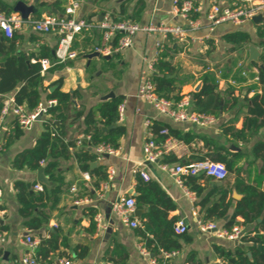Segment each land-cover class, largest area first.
<instances>
[{
	"label": "crops",
	"instance_id": "1",
	"mask_svg": "<svg viewBox=\"0 0 264 264\" xmlns=\"http://www.w3.org/2000/svg\"><path fill=\"white\" fill-rule=\"evenodd\" d=\"M14 4L18 0H1ZM28 5H34L37 12L31 14V19H40L48 15H60L59 4H67L68 0H23ZM224 5H231L233 0H222ZM212 0H201L199 13L200 28L191 32V37L186 41L172 38L165 40L166 44L173 45L170 62L175 68L177 85L180 87L181 95H190L198 92L203 86V76L207 72L208 65L215 68L221 67L228 77L219 80V90L224 96L222 103L230 100V91L234 89V95L239 99L238 104L230 112H222L215 125L211 127H199L190 123H177L159 114V112L148 101L136 96L143 70L148 66L155 54L156 35L138 33L133 38V45L107 60L102 57L88 58L87 55L94 52L95 46L102 42V31L95 27L106 18H111L113 12H121L126 8V14L133 17L137 23L164 24L171 27H188V20L174 11L173 0H85L80 11L76 14L77 20H85L90 26L83 28L78 34L77 42L79 47L87 44V51L78 54L73 60H68L71 64L63 69L53 66L47 70L44 76L45 87L60 88L61 91L73 94L71 105L68 110L69 118L66 122V142L79 139L87 129L86 117L89 112L98 107L101 103L114 99H104L110 93L115 94V98H122L125 103L124 119H118L113 124L122 126L124 133L120 138V146L117 154L108 156H98L97 160L90 161V170L82 169L78 162L76 152L81 145L70 149L69 157L59 159L58 168L51 173L45 170L44 175L49 183L44 184L38 180V172L41 169L31 170L29 168L16 169L14 167L15 158L24 150L32 149L37 144L41 134L45 131L43 119L37 120L31 127H17L16 119L7 116L4 119V133L0 137V208L3 211L0 227L5 232V242L0 244V264H23L22 258L29 250L24 238L32 235L39 241L49 239L57 235L61 245L55 252H51L49 259L57 264L59 259L70 258L72 264H150L147 257L139 251V241L135 229L123 223L120 216L113 211V204L120 196L131 195L137 200L140 196L141 188L147 183L158 185L168 198L169 206L168 219L184 220L188 225V231L184 234H176L175 238L181 245L178 256L174 259V264H188L189 255L195 252L202 264L221 263L227 264V260L220 254L217 247H222L226 251L235 254L241 250L250 261L261 262L259 252L252 248V243L238 240H228L219 237L216 232H201L197 225L194 209L199 210V217L203 218L199 202L200 197L195 193V199H191L181 187L176 179L160 167L162 160L166 156L169 159L176 158L177 161H170L169 164L189 163L202 158L213 160L215 149L207 143V140H214L218 145L226 146L232 152L233 170L224 180H215L210 177L199 178L198 182L205 187V193L212 192V202L221 198L227 192L226 201H231L228 216L232 215L237 202L244 197L243 186L249 184L264 190V159L263 152H255L254 148L258 143L264 142V127L258 132L246 129L250 134L248 142L240 140L229 141L223 133V124L232 123L235 130H240L244 126L245 118L249 115L248 107L244 97H253L264 92V85H257L259 69L264 70L262 58L264 56V37H259V31L264 28V20L258 22L253 19L246 21L242 25L235 26L230 23H223L211 32L208 28L207 12L211 7ZM87 5V9L84 6ZM13 13H18L14 12ZM20 14V13H19ZM21 15V14H20ZM89 19V21H88ZM22 37L17 41L16 54L23 55L26 63L31 65L36 62V55L40 53L42 46L52 49V58L59 43V35L52 33H39L29 25H24L16 30ZM241 31L251 37V43L233 46L226 40V36L232 32ZM4 33V32H3ZM210 36L207 38V36ZM6 37L5 34H3ZM0 36V44L4 37ZM8 38V37H7ZM89 39V40H88ZM255 45L262 53L259 62H248L249 46ZM73 46V45H72ZM81 48L76 51L80 52ZM34 54V55H33ZM10 54L0 55V69L5 67V63ZM169 60V59H168ZM256 64V65H255ZM244 70L250 75L247 81L232 83L233 75ZM215 73V72H214ZM254 75V76H252ZM199 84L200 89L196 91ZM24 83H19L14 91L1 94L0 102L14 97ZM54 89V90H55ZM50 92L51 89H50ZM46 98V92L42 94V101ZM76 101V103L74 102ZM231 103H229V106ZM193 106V102H192ZM194 108V107H193ZM240 110V111H239ZM238 111V112H236ZM81 112L79 115L78 113ZM97 120L100 119L99 113ZM151 119L152 122L163 121L171 127L184 133L193 134L194 140L185 143L175 139L171 142L172 148L167 154L162 156L158 162L149 163L145 160L143 151L144 143L147 139V127L145 121ZM58 122L56 124L55 122ZM55 125L59 126L61 121L55 120ZM103 125L99 122V128L103 133ZM233 146V147H232ZM242 153V155H236ZM225 154V152H223ZM235 154V155H234ZM172 157V158H171ZM96 162L95 166H91ZM98 168H106L109 171L115 170V174L109 180H99L94 175ZM145 171L150 175V180L143 178L139 171ZM89 178L85 177V173ZM60 178L59 191L54 194L53 178ZM187 179V178H186ZM242 181L238 185L237 181ZM222 182L218 184L219 182ZM22 184V186H19ZM36 184H41L43 189L49 187L45 200L38 201L37 207L33 209L30 216L22 212L23 204L20 196L25 198L39 196L43 190L35 188ZM76 186L77 191L73 192L72 187ZM218 187V188H217ZM189 188V187H188ZM190 189V188H189ZM143 190V189H142ZM191 190V189H190ZM193 191V190H191ZM194 192V191H193ZM78 197H89V203H76ZM161 209H166L163 204H158ZM88 208H94L97 214L102 216V226L92 229V217ZM142 210L140 216L133 214L139 220L142 227V218L148 212V206L144 205L136 210ZM96 214V215H97ZM42 218L43 226L37 230L29 227L31 218ZM45 218V219H44ZM204 219V218H203ZM239 221L243 219L238 217ZM264 220V214L257 222ZM219 227L224 228L225 221L216 222ZM244 234L252 232V235L260 233L264 236V230L257 227L256 223L241 226ZM79 246L87 247L89 252L86 257H78L81 251ZM261 246V247H260ZM39 248V246H38ZM258 251H263L262 244L257 246ZM237 257V256H236Z\"/></svg>",
	"mask_w": 264,
	"mask_h": 264
},
{
	"label": "trees",
	"instance_id": "2",
	"mask_svg": "<svg viewBox=\"0 0 264 264\" xmlns=\"http://www.w3.org/2000/svg\"><path fill=\"white\" fill-rule=\"evenodd\" d=\"M108 1V0H105ZM195 7L200 6L201 0H192ZM65 6L59 4L58 10L60 16L65 15ZM14 12L13 6L6 2L0 0V13L11 15ZM126 14V8L123 7L121 12H113L111 18L114 22H118L125 19H130L133 22L136 20L133 17H129ZM189 17L191 19H198L199 13H190ZM89 21V19H88ZM3 31L0 29V36H3ZM79 34L75 35L73 40L72 48L76 50L81 48L78 54H83L87 51V44L83 47H79L77 42V37ZM121 36L118 33L113 39V44L117 43V40ZM4 37V36H3ZM22 36L15 31L13 37H4V41L0 44V55L10 54L6 60L5 67L0 69V93L5 94L14 91L19 83H24V85L15 92L14 98L18 104L24 105L27 109H35L42 101V94L46 92L45 102L48 100H55L56 103L48 107V113L45 121V131L39 137L37 144L32 149H26L21 152L14 160V167L16 169L29 168L31 170H37L42 167V162L44 161L45 170L47 173L54 172L59 166V159L69 157L70 149L78 146V139L72 142H66V122L70 117L68 110L71 105V99L73 94L61 91L57 88L50 92V87L44 86V76L42 75V63L41 59L52 58V49L46 46H42L40 53L36 55V62L28 65L26 63V58L23 55L16 54L17 41ZM100 37H103V33ZM259 37H264V28L259 31ZM89 40V39H88ZM172 37H170V41ZM226 40L233 46L242 45L243 43H251V37L241 31H236L228 34ZM264 45V42L261 43ZM173 45L165 44V47L161 51V54L154 64V73L151 78L156 86V92L163 97L169 98L174 101H179L183 95L180 94V87L177 85V78H167L169 73L175 72V68L170 62L171 52H173ZM34 55V54H33ZM169 59V60H168ZM264 63V56L262 58ZM70 62L66 61L64 63L58 64L59 69H63L66 66H70ZM256 65V64H255ZM246 72L244 70L237 71L233 78L238 82L247 81L250 75H243ZM254 76V75H252ZM258 84L264 85V70L259 69L258 73ZM222 77H228V74H222ZM251 77V76H250ZM203 86L198 92L192 93L193 107L196 111L204 112L216 116L217 118L221 116L222 112H230L238 104L239 99L234 95V89L230 91L231 98L222 103L224 96L219 90V82L214 72H207L203 78ZM246 102L245 106L248 107L249 115L245 118V124L242 129L235 130L232 123L236 121V117L231 121V124H223V133L228 137L229 141L240 140L242 142H248V134L246 129L252 130V132H258L262 127H264V92L262 94H256L251 98L246 95L244 97ZM122 103V98H114L101 103L98 107L92 109L86 117L87 129L84 131V136H90V139L86 138L82 140L81 148L76 152L78 162L85 171L90 170L89 162L97 160L98 154L94 151L95 147L106 144L110 145L114 149H118L120 146V138L124 133L122 126H116L108 133H103L99 128V122L103 125H110L116 122L118 119V107ZM229 103L231 105L229 106ZM4 103L0 102V115L3 109ZM240 111V110H239ZM238 112V111H236ZM81 112L78 113V115ZM99 113L100 119L97 120V114ZM55 120L61 121L59 126L55 125ZM16 126L21 127V125L16 120ZM152 131L154 132L155 139L157 142H164L168 136H172L175 139L182 140L185 143H190L194 140V135L190 132L184 133L178 129L171 127L168 123L163 121H153ZM168 128L169 134H161V130ZM210 146L214 147L215 157L214 161L222 162L227 167L228 171L233 170V160L232 152L223 145H218L214 140H207ZM257 153L263 152L264 159V142H260L254 148ZM225 152V154H223ZM235 155V154H234ZM236 155H242V153H236ZM172 158V157H171ZM205 159V158H202ZM170 161H177L176 158L169 159L166 156L162 160L163 163H169ZM94 175L102 181L109 180L108 170L106 168H98L94 171ZM201 176H188L186 179V185L193 190L198 197L201 198L199 205L204 214V220L208 221H225L224 228L231 229L235 225L247 226L249 224L256 223L257 227L264 230V220L258 223V218L264 214V190L261 191L257 187L249 184H244L243 192L244 197L242 200L237 202L232 215L228 216L231 201H226L227 192L221 196L217 201L212 202L213 193H205L206 189L199 182ZM60 182V178H53V189L51 191L56 194L60 185L56 183ZM238 185L242 181H237ZM22 186V184H19ZM218 188V187H217ZM143 189V190H142ZM49 187L45 186L43 192L39 196H32L25 198L23 195L20 196V200L23 204L22 212L26 216L31 215V211L35 209L38 205V201L45 200V196L48 195ZM131 196V195H129ZM159 203L163 204L166 209H161ZM144 205L148 206V212L145 214V219L142 218V227L135 229L136 236L140 244L149 249L157 258L161 264H171L168 259L162 258L160 255L162 251H173L181 250V245L179 241L175 238V219H168V211L172 208L169 206L168 198L166 193L156 184L147 183L141 188L140 196L137 197L136 207L141 208ZM89 213L92 217V229L95 230L96 221L95 216L97 212L94 208H88ZM238 217L243 220L239 221ZM45 219V218H44ZM43 219L33 217L29 220L28 225L30 228L37 230L43 226ZM243 241L252 243L253 250L259 252V258L261 262L250 261L248 256L239 250L235 254L230 251H226L222 247H217L220 254L227 260V264H264V250L258 251L257 246L262 244L264 247V236L260 233L252 235V232H246L241 238ZM63 244H59L57 235H53L49 239H43L39 244L37 250V257L41 259L45 264H55L54 260L49 259L51 252H55ZM80 252H78V257H86L89 249L87 247H81ZM69 258V257H68ZM70 259V258H69ZM188 264H202L195 252H191L188 259Z\"/></svg>",
	"mask_w": 264,
	"mask_h": 264
},
{
	"label": "built area",
	"instance_id": "3",
	"mask_svg": "<svg viewBox=\"0 0 264 264\" xmlns=\"http://www.w3.org/2000/svg\"><path fill=\"white\" fill-rule=\"evenodd\" d=\"M84 1L85 0H68L65 6L64 16L48 15L40 19L29 18L25 20L19 13H12L11 15L0 13V29L8 38L13 37L14 32L21 29L24 25L31 26L34 31L39 33L55 32L58 34L59 43L55 50L54 57L41 59L42 73L45 74L49 68L78 57V52L72 48L75 35L83 28L91 25L87 21L77 20L75 17L80 11ZM173 6L177 14H180L188 20V27H171L156 23L140 24L130 19L114 22L112 19L106 18L95 25V27L102 31L103 37L102 42L95 46L94 52H98L103 56L112 55L130 48L133 45L134 36L138 33L156 35L155 54L148 63L147 68L142 72L136 96L151 103L159 114L174 122L190 123L199 127H211L215 125L218 120L216 116L196 111L192 106V97L190 95H184L179 101L161 96L156 92V86L151 78L155 70L154 64L165 47V40H169L170 37L186 42L188 38L193 40L194 38L190 36L191 32L200 28L199 20L189 17L190 13H197L200 10V6L195 7L192 0H173ZM257 14L264 15V0H233L231 5H224L222 0H212L211 7L207 12V20L209 22L208 28L211 33L215 31L217 26L223 23L239 26L253 19ZM118 33H121V36L114 45L113 39ZM209 37L208 35L207 38ZM207 67V70L215 72L218 81L221 80L223 74V69L221 67L215 68L213 65H208ZM242 74L246 75V72ZM255 80L258 81L259 78L256 77ZM232 83H237V81L232 80ZM55 103V100L40 102L35 109L29 110L24 105L18 104L14 97L8 98L4 103L0 115V137L4 133L3 122L7 116H13L22 127H31L38 120V116H41V119L45 122L48 107ZM118 111V120L122 121L125 112L124 102L119 105ZM145 125L147 127V139L143 146L145 160L149 163H155L172 148L171 142L174 140V137L168 136L164 142H157L151 128L152 120L147 119ZM160 133L168 135L169 130L168 128H164ZM85 138L89 140L90 136L81 135L78 139V145H81L82 140ZM94 151L98 156L102 157L105 154H117L118 150L112 148L110 145L102 144L95 147ZM42 164H44V161ZM160 167L171 174V176L176 179L177 183L183 187L186 194L193 200L195 199V192L191 191L185 183L188 176L204 175L205 177H210L215 180H224L229 174L224 163L208 158L189 163H161ZM139 172L143 178L150 180V175L147 172L143 170ZM114 174L115 170L111 169L109 171V177L112 178ZM85 177L89 178L88 172L85 173ZM35 188L43 190L41 184H36ZM72 191L76 192L77 187L73 186ZM91 201L92 199L89 197H78L76 203H89ZM135 210L136 200L133 196H120L113 204V211L121 217L124 224L132 228H138L140 226L139 220L133 217ZM2 215L3 211L0 208V221ZM193 215L195 216L201 232L214 231L219 237L228 240H238L244 236V232L239 225H235L231 229H228L219 227L214 221L206 222L203 218L199 217V210L197 207L194 209ZM95 221L97 229H99L102 226V216L97 214L95 216ZM187 231L188 225L185 221L178 220L175 224V233L184 234ZM4 242L5 232L0 227V244ZM24 242L29 247V250L22 258L23 264H45L37 257L39 241L35 239L34 236L29 235L24 238ZM139 251L143 256L148 258L150 264H161V262L155 258L154 254L142 244H139ZM178 254V250L162 251L160 256L164 259H168L171 264H174V259ZM57 264H72V261L69 258H63L59 259Z\"/></svg>",
	"mask_w": 264,
	"mask_h": 264
},
{
	"label": "water",
	"instance_id": "4",
	"mask_svg": "<svg viewBox=\"0 0 264 264\" xmlns=\"http://www.w3.org/2000/svg\"><path fill=\"white\" fill-rule=\"evenodd\" d=\"M122 1V0H121ZM84 9H87V5L84 6ZM14 10L15 12H18L21 14L22 18L25 20H28L31 16V14L36 13L38 10L34 5H28L25 1L23 0H18L15 2L14 4ZM253 20L258 22L260 20H264V15L263 14H257L253 17ZM55 53V52H54ZM116 55V53L112 54V55H107V56H103L98 52H93L87 55L88 58H95V57H102L104 59H111ZM262 53L260 52L259 48L256 47L255 45H250L249 46V58H248V62H259L260 61V57H261ZM0 65H3L2 63ZM175 74H168L167 78H171L174 77ZM202 84H199L196 88V91H198L200 89ZM56 87H52L51 91H53ZM110 98H115V94L112 92L110 94H108L107 96H105L104 99H110ZM1 97H0V101H1ZM76 103V101H74ZM38 120H41V116H38ZM56 124H58V122H55ZM117 125L116 124H112L111 126L108 127H103V131L104 132H108L110 129L115 128ZM233 147V146H232ZM109 154H105V156H108ZM147 164H149V162H147ZM96 162H92L91 166H95ZM38 180L44 184H48V178L44 175V168H41L38 172ZM222 183L221 181L218 183L220 184ZM136 215L140 216V214L142 213V210L138 209L135 210L134 212ZM261 247V246H260ZM214 264H221L219 262L214 263Z\"/></svg>",
	"mask_w": 264,
	"mask_h": 264
}]
</instances>
